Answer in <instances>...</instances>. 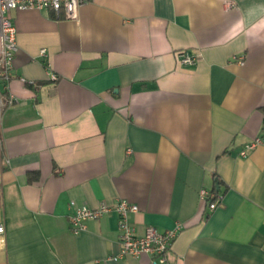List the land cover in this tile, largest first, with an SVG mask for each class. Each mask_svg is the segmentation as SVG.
Segmentation results:
<instances>
[{"label": "crops", "instance_id": "0c3cea01", "mask_svg": "<svg viewBox=\"0 0 264 264\" xmlns=\"http://www.w3.org/2000/svg\"><path fill=\"white\" fill-rule=\"evenodd\" d=\"M8 16L18 50L0 86V264H152L111 259L113 212L73 235L70 202L117 200L138 207V235L183 226L167 264H264V0H91L76 20ZM213 190L210 211L200 192Z\"/></svg>", "mask_w": 264, "mask_h": 264}, {"label": "built area", "instance_id": "2783aa9c", "mask_svg": "<svg viewBox=\"0 0 264 264\" xmlns=\"http://www.w3.org/2000/svg\"><path fill=\"white\" fill-rule=\"evenodd\" d=\"M90 1L0 0V86H3L4 89L7 88L12 62L18 50L17 32L8 16L11 11H45L53 14L56 18L76 20L79 9ZM40 54L43 56L45 51L41 50ZM177 55L181 65H193L195 63V59L184 52H180ZM55 79L53 77V80ZM11 102L12 98L10 97L8 103ZM259 143V140H255L245 145L240 155L244 157L247 151L254 149ZM200 198L208 203L210 211L218 208L222 200V196L219 193L207 191H201ZM70 207L73 211L69 217V223L75 236L85 230L86 222L98 220L111 212L116 215L117 230L119 232V251L116 256L111 258L114 261L124 257L139 258L141 255H148L152 264H167L166 253L169 251L175 236L183 228L179 223L164 232H160L153 227H147L142 235H138L135 226L129 220L131 214L138 212V207L125 200H117L114 205L102 202L95 208L76 206L73 202H70ZM5 246V229L3 225H0V250H3Z\"/></svg>", "mask_w": 264, "mask_h": 264}, {"label": "trees", "instance_id": "16d2710c", "mask_svg": "<svg viewBox=\"0 0 264 264\" xmlns=\"http://www.w3.org/2000/svg\"><path fill=\"white\" fill-rule=\"evenodd\" d=\"M216 181H217V185H219V184H218V183H219L218 180H216ZM212 192H216V193H218L216 190H213Z\"/></svg>", "mask_w": 264, "mask_h": 264}]
</instances>
